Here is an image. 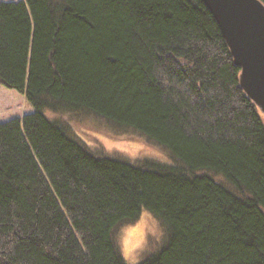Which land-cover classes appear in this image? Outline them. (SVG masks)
I'll list each match as a JSON object with an SVG mask.
<instances>
[{
    "label": "trees",
    "instance_id": "obj_1",
    "mask_svg": "<svg viewBox=\"0 0 264 264\" xmlns=\"http://www.w3.org/2000/svg\"><path fill=\"white\" fill-rule=\"evenodd\" d=\"M239 74L201 0L0 1V85L33 108L0 121V264H127L114 233L142 209L167 241L138 264H264V120ZM47 111L171 163L96 156Z\"/></svg>",
    "mask_w": 264,
    "mask_h": 264
},
{
    "label": "rangeland",
    "instance_id": "obj_2",
    "mask_svg": "<svg viewBox=\"0 0 264 264\" xmlns=\"http://www.w3.org/2000/svg\"><path fill=\"white\" fill-rule=\"evenodd\" d=\"M23 94L0 85V121L12 116L21 117L32 111ZM48 116H58L66 120L73 131L83 139L92 153L100 157H112L135 163L143 158H149L160 163L170 164V159L162 149L147 141L144 137L130 133H115L109 131L89 115L62 113L59 115L46 112ZM264 120V114H262ZM6 118V119H3ZM141 221L145 227L135 234L138 239L132 255L126 249L125 230ZM159 220L148 210L142 209L139 216L132 222L118 226L114 233V240L127 264H138L148 256L157 253L167 241V233Z\"/></svg>",
    "mask_w": 264,
    "mask_h": 264
},
{
    "label": "water",
    "instance_id": "obj_3",
    "mask_svg": "<svg viewBox=\"0 0 264 264\" xmlns=\"http://www.w3.org/2000/svg\"><path fill=\"white\" fill-rule=\"evenodd\" d=\"M212 12L240 67L239 81L264 113V3L262 0H201Z\"/></svg>",
    "mask_w": 264,
    "mask_h": 264
},
{
    "label": "bare ground",
    "instance_id": "obj_4",
    "mask_svg": "<svg viewBox=\"0 0 264 264\" xmlns=\"http://www.w3.org/2000/svg\"><path fill=\"white\" fill-rule=\"evenodd\" d=\"M145 227V222L141 221L139 224H136L135 226H131V227H127L125 230V241H126V249L128 252H130L132 255L134 250H135V246L136 243L138 242V239H133V234H135L136 232H138L139 230L143 229Z\"/></svg>",
    "mask_w": 264,
    "mask_h": 264
}]
</instances>
